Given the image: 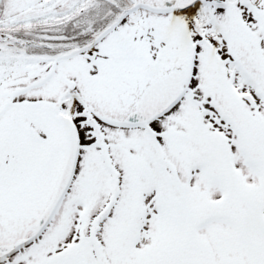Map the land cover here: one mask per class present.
Here are the masks:
<instances>
[{
  "label": "snow or ice",
  "instance_id": "6c2138e0",
  "mask_svg": "<svg viewBox=\"0 0 264 264\" xmlns=\"http://www.w3.org/2000/svg\"><path fill=\"white\" fill-rule=\"evenodd\" d=\"M0 264H264V0H0Z\"/></svg>",
  "mask_w": 264,
  "mask_h": 264
}]
</instances>
